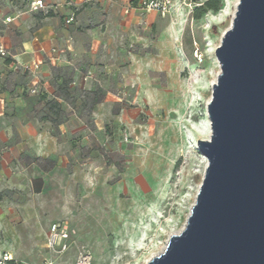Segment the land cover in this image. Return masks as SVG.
<instances>
[{
    "label": "rangeland",
    "instance_id": "1",
    "mask_svg": "<svg viewBox=\"0 0 264 264\" xmlns=\"http://www.w3.org/2000/svg\"><path fill=\"white\" fill-rule=\"evenodd\" d=\"M237 2L221 0L199 17L198 6L144 11L136 25L113 27L112 61L96 62V85L85 90L97 101H74L79 86L68 92L87 125L61 145L69 161L53 167L43 190L0 197V249L29 264H78L83 247L91 264H146L164 250L183 229L207 165L197 140L210 136L215 50ZM52 222L74 231L63 253L45 248Z\"/></svg>",
    "mask_w": 264,
    "mask_h": 264
},
{
    "label": "crops",
    "instance_id": "2",
    "mask_svg": "<svg viewBox=\"0 0 264 264\" xmlns=\"http://www.w3.org/2000/svg\"><path fill=\"white\" fill-rule=\"evenodd\" d=\"M31 1L0 0V39L16 55L0 57V197L39 192L53 167L67 164L69 150L61 145L87 127L79 121L81 111L70 106V88L84 90L78 103L97 101L95 92L85 90L96 85L90 75L96 62L104 58L107 68L112 61L106 57L117 48L113 27L136 25L146 11L139 0H43L45 6L35 10ZM33 62L35 72L19 66ZM4 251L18 260L6 248L0 255Z\"/></svg>",
    "mask_w": 264,
    "mask_h": 264
},
{
    "label": "water",
    "instance_id": "3",
    "mask_svg": "<svg viewBox=\"0 0 264 264\" xmlns=\"http://www.w3.org/2000/svg\"><path fill=\"white\" fill-rule=\"evenodd\" d=\"M215 53L203 178L183 229L146 264H264V0H238Z\"/></svg>",
    "mask_w": 264,
    "mask_h": 264
},
{
    "label": "built area",
    "instance_id": "4",
    "mask_svg": "<svg viewBox=\"0 0 264 264\" xmlns=\"http://www.w3.org/2000/svg\"><path fill=\"white\" fill-rule=\"evenodd\" d=\"M85 2H90L92 0H84ZM203 2L201 0H139V5L146 11H158L162 14L169 12L172 7L183 6L192 9L194 6H199ZM43 0H32L30 2V9L35 10L44 7ZM74 20V14L72 13L66 18V22L70 23ZM0 57L5 59H15L16 55L12 53L0 39ZM19 66L23 70L35 72L38 68V63L33 62L32 64L20 63ZM35 92L36 89H31ZM73 230H69L67 225H61L58 222H52L49 227L45 238V248L52 253H63L67 250L71 237L73 235ZM78 264H91V255L84 249V247L79 251L77 257ZM0 264H29L22 263L21 261L15 259L8 251L2 252L0 255ZM31 264H53V261L43 258L42 260L31 263Z\"/></svg>",
    "mask_w": 264,
    "mask_h": 264
},
{
    "label": "trees",
    "instance_id": "5",
    "mask_svg": "<svg viewBox=\"0 0 264 264\" xmlns=\"http://www.w3.org/2000/svg\"><path fill=\"white\" fill-rule=\"evenodd\" d=\"M221 0H205L201 5L195 8L194 15L199 17L202 12L216 10L220 7Z\"/></svg>",
    "mask_w": 264,
    "mask_h": 264
}]
</instances>
